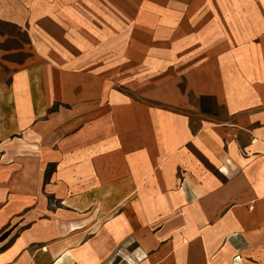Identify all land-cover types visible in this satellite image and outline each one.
Masks as SVG:
<instances>
[{
	"label": "crops",
	"instance_id": "crops-1",
	"mask_svg": "<svg viewBox=\"0 0 264 264\" xmlns=\"http://www.w3.org/2000/svg\"><path fill=\"white\" fill-rule=\"evenodd\" d=\"M163 3L83 0L81 25L69 21L70 32L80 34L74 50L82 54L68 49L67 61L37 59L0 86V208L12 194L22 208L0 231L11 226L15 234L16 226L31 224L0 252V263L45 264L53 256L54 264L66 251H41L60 236L57 219L43 213L44 192L120 201L138 194L146 179L147 189L155 186L183 209V241L163 264H221V256L226 264H248V256L264 257L255 250L264 239V0ZM146 20L151 23L143 29ZM141 31L157 35L141 43L134 38ZM161 35L164 41H157ZM179 40L183 56L161 58L160 51L174 50ZM181 60L183 115L167 99L157 106L155 97L139 96L141 77L146 74L143 89L150 81H170L171 66ZM201 97L211 98L225 117L202 112ZM182 149L176 191L172 153L182 155ZM101 177L117 182L104 184ZM240 251L242 262L233 259Z\"/></svg>",
	"mask_w": 264,
	"mask_h": 264
},
{
	"label": "rangeland",
	"instance_id": "rangeland-1",
	"mask_svg": "<svg viewBox=\"0 0 264 264\" xmlns=\"http://www.w3.org/2000/svg\"><path fill=\"white\" fill-rule=\"evenodd\" d=\"M76 1L79 2V5L74 6V3L70 0H0V14L3 16L0 17V86H8L14 71L32 64L37 59L50 62L52 60L60 61V59L67 61L69 50L72 53L82 54V50H74V43L78 42L76 37L80 34L70 32L71 27L69 26V21H71L73 27L81 25V20L85 16V13L80 9L83 0ZM105 1L109 4L115 3V0ZM155 1L163 5L166 0ZM23 16H25L24 25L18 23ZM108 18L107 15V20ZM88 20L92 25H98L90 18ZM150 23L151 21L146 20L143 23L145 26L143 29H148ZM156 35L157 33L141 31L140 34H135L134 38L141 43H147V41H153ZM157 41H164V35H161V39ZM140 52V70L145 71L148 67L147 49L143 48ZM160 53L161 58H166V55L172 54L174 59L178 60L180 56H183V40L175 43L174 50L166 51L162 49ZM171 70L174 73L172 77L169 76L171 82L161 79V81H156L154 84L150 81L148 84L151 86L146 89H143V84L147 81L146 74L141 77L138 86L139 96L145 94L146 96L155 97L157 106H163L159 105L163 104L161 100L167 99L169 108L181 112L183 115L182 60L181 63L171 66ZM123 92L131 94V96H137L131 90L129 92V90L124 89ZM188 101L191 104L197 103L191 92L188 93ZM209 109L210 116L213 119L220 120L225 117L224 110L215 107L211 102ZM187 110L191 112V108ZM181 151L182 155L172 153L173 173H176V191L179 189V173L181 165H183V149ZM75 164L81 163L77 162ZM47 165L48 163L45 164V168ZM53 168H48L46 178L53 171ZM102 180L104 184L111 185L117 182L115 178L111 177L108 179L104 177ZM143 184L144 188H141L138 194L128 195L120 201L118 199L84 200L82 194H69L63 193V191L58 194L44 192L42 194L43 213L47 217L46 219L49 218L50 221L53 219V223L57 219L60 236L54 239L55 244L48 240L40 248L55 247L58 251L66 250L65 252H68V257L71 259V264L166 263L170 258L169 254L172 253V248L183 241V231H185L183 225H181L183 209L180 208L179 200L173 198L170 201L163 194L166 202L165 212L153 213V216L151 215L152 217L149 218L143 200L148 194L153 195L154 192L159 191L155 186L147 189V179ZM59 185H62V183ZM74 202L83 203L82 208L78 209L77 206H73ZM117 202L120 206L111 209V206ZM139 204L142 206V213ZM114 217H118L120 222L117 225L111 224L112 229L104 227ZM44 223H47V221L45 220ZM19 227L20 229L16 226L15 234H11L13 233L11 226H6L5 231H0V252L4 251L16 239L21 233V229L29 230L31 224H20ZM43 228L46 235L48 229H45V226ZM48 228H51V226ZM99 232L100 234H98ZM2 235L5 237L2 238ZM170 247L171 251L165 252V249ZM71 248L76 250L74 257L70 253ZM255 250H258L260 254L264 253V239L256 243ZM163 252L165 253L162 254ZM242 253L243 251H240L233 259L238 258L242 262L244 260L241 256ZM52 258L53 256L47 259L45 264H50L49 261ZM211 258L210 260L213 261L214 257ZM225 259L224 256H221V264H226ZM246 260L248 264L256 261L264 264V257L250 259L248 256ZM210 264L213 263L210 262Z\"/></svg>",
	"mask_w": 264,
	"mask_h": 264
},
{
	"label": "bare ground",
	"instance_id": "bare-ground-1",
	"mask_svg": "<svg viewBox=\"0 0 264 264\" xmlns=\"http://www.w3.org/2000/svg\"><path fill=\"white\" fill-rule=\"evenodd\" d=\"M44 154H49L47 149H43ZM144 201V206L147 211V215L149 218H151L156 212H165L166 210V202L163 193L161 192H154V194H148L146 198L143 200ZM16 196L15 195H10L8 201L0 208V225L2 223H5L8 217L11 216V213L16 211L19 212L22 210V208L18 205H16ZM25 205H31L30 200L26 199L25 200ZM140 209L142 211V206L139 204ZM152 215V216H151ZM119 221L118 217L113 218L110 222L106 223L104 227H111V223H116ZM2 227L0 226V230ZM100 234V232L98 233ZM41 251L46 252L47 249L46 247L41 248ZM68 258V252H63L58 256L54 264H69L70 262L67 260ZM237 263V262H236Z\"/></svg>",
	"mask_w": 264,
	"mask_h": 264
},
{
	"label": "trees",
	"instance_id": "trees-1",
	"mask_svg": "<svg viewBox=\"0 0 264 264\" xmlns=\"http://www.w3.org/2000/svg\"><path fill=\"white\" fill-rule=\"evenodd\" d=\"M200 102H201V111L202 112H205V113H210V109H209V105H210V102L212 103V105H214L215 107H218L216 105V103L211 99V98H208V97H201L200 98ZM222 109V108H221ZM3 236V235H2ZM5 236H3L2 238H4ZM1 241V239H0Z\"/></svg>",
	"mask_w": 264,
	"mask_h": 264
}]
</instances>
